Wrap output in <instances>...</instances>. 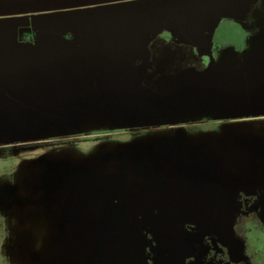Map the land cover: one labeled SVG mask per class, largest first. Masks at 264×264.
<instances>
[{"label": "flooded vegetation", "instance_id": "af4514ba", "mask_svg": "<svg viewBox=\"0 0 264 264\" xmlns=\"http://www.w3.org/2000/svg\"><path fill=\"white\" fill-rule=\"evenodd\" d=\"M31 1L39 0H0V6ZM134 1L46 0L34 10L0 8V30L7 33L14 25L19 49L25 51L36 44V19ZM164 31L152 37L146 54L134 59L137 75L131 78L133 97L143 105L156 103L158 109L190 74L187 70L195 76L208 74L207 68L198 66L205 59L198 36L180 42L174 32ZM2 71L0 60L3 150L14 163L12 177L0 190V204L13 208L26 202V174L21 172L27 162L22 158L25 151L35 168L29 175L35 188L43 175L39 167L48 158L60 172L53 158L60 155L66 176L53 174L52 191L69 193L67 222L62 225L72 228L77 246L71 264H264V135L251 137L241 130L225 141L223 129L211 125L198 131L194 142L182 125L164 124L121 131L119 136L100 125L88 132L42 137L38 126L48 117L28 113L24 103L37 90L8 86ZM72 108L81 112L83 104L76 100ZM60 116L56 110L51 118ZM203 137H212L219 156H226L224 168L217 161L207 165L209 147ZM250 173L257 177L250 178ZM175 187L198 197L181 203L169 195L153 199L154 192Z\"/></svg>", "mask_w": 264, "mask_h": 264}, {"label": "rangeland", "instance_id": "374dc122", "mask_svg": "<svg viewBox=\"0 0 264 264\" xmlns=\"http://www.w3.org/2000/svg\"><path fill=\"white\" fill-rule=\"evenodd\" d=\"M45 1L0 8L34 10ZM84 9L33 21L39 33L36 44L25 51L19 49L14 25L7 33L0 30L1 77L10 87L37 90L24 103L28 113L48 117L38 126L42 137L88 132L100 125L111 134L118 131L119 136L121 131L164 124L182 125L194 142L198 131L212 126L223 129L225 141L241 130L251 137L264 135V0H135L114 8ZM166 28L180 42L198 36L205 56L198 66L207 68L208 74L195 76L187 70L190 74L158 109L156 103L143 105L133 97L131 78L137 75L134 59L146 54L152 37ZM76 100L83 104L78 113L72 108ZM56 110L59 119L51 118ZM4 134L1 123L0 190L12 177L14 163L3 150ZM202 142L209 147L207 165L217 161L224 168L226 156H219L212 137H203ZM24 153L26 202L13 208L0 204V264H71L77 246L72 228L62 225L67 222L69 193L52 191L53 174L63 173L65 161L58 154L50 156L55 155L60 172L49 158L39 167L43 173L39 189L29 176L35 169L28 162L31 154ZM249 177L257 176L250 173ZM185 193L175 187L154 192L153 199L157 194L169 195L181 203L198 197L194 191Z\"/></svg>", "mask_w": 264, "mask_h": 264}, {"label": "crops", "instance_id": "0c3cea01", "mask_svg": "<svg viewBox=\"0 0 264 264\" xmlns=\"http://www.w3.org/2000/svg\"><path fill=\"white\" fill-rule=\"evenodd\" d=\"M190 31H191V28H190Z\"/></svg>", "mask_w": 264, "mask_h": 264}]
</instances>
